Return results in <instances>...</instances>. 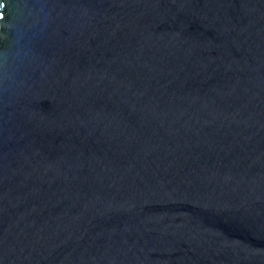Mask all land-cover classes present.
<instances>
[{
    "label": "water",
    "instance_id": "obj_1",
    "mask_svg": "<svg viewBox=\"0 0 264 264\" xmlns=\"http://www.w3.org/2000/svg\"><path fill=\"white\" fill-rule=\"evenodd\" d=\"M0 264H264V0H0Z\"/></svg>",
    "mask_w": 264,
    "mask_h": 264
}]
</instances>
